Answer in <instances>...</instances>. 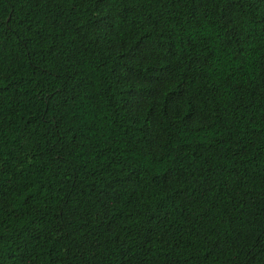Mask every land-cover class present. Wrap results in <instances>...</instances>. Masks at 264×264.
Here are the masks:
<instances>
[{"label": "trees", "instance_id": "trees-1", "mask_svg": "<svg viewBox=\"0 0 264 264\" xmlns=\"http://www.w3.org/2000/svg\"><path fill=\"white\" fill-rule=\"evenodd\" d=\"M0 264H264V0H0Z\"/></svg>", "mask_w": 264, "mask_h": 264}]
</instances>
